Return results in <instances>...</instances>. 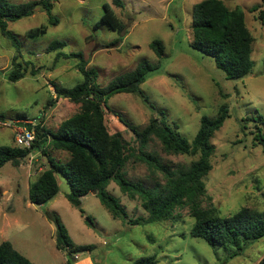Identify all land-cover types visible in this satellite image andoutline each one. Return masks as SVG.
<instances>
[{"label": "rangeland", "instance_id": "1", "mask_svg": "<svg viewBox=\"0 0 264 264\" xmlns=\"http://www.w3.org/2000/svg\"><path fill=\"white\" fill-rule=\"evenodd\" d=\"M123 1L124 7L113 0H55L52 13L59 18L58 25L49 24V16L41 8L33 15L9 22V30L20 40V49L0 31V114L5 117L0 120V145L17 146L18 121L43 123L57 130L64 120L80 112V104L66 98L53 106L47 105L56 94L54 83L73 87L84 78L78 69V58H58L57 51L47 52L54 40L66 42L64 54L83 52L87 67L96 69L97 83L101 86L148 60L158 68L148 74L141 89L158 109L166 110L169 122L176 124L189 140L195 137L203 115L215 117L222 104L229 106L230 116L212 138L213 168L204 178L207 194L203 204L215 205L223 214L242 206L264 211V145L253 139L257 123L244 120L264 117V0H223L230 8L243 9L255 37L254 68L241 79L228 78L214 58L191 46L192 11L202 0ZM104 2L111 3L126 24L123 33L105 24L93 30L104 13ZM42 25L48 27L45 35L38 38L26 35ZM116 39L118 43L105 47ZM155 39L165 45L162 56L151 47ZM15 56L28 71L13 82L8 73L13 69ZM34 70L38 74L34 75ZM109 106L141 127L154 116L149 105L134 93L115 94ZM20 114L25 115L21 120ZM106 121L111 132L122 131L133 141L119 117L107 111ZM149 149L160 153L165 161L189 163L197 158L169 155L157 140ZM50 153L62 162L70 158L64 150L50 149ZM32 155L33 159L30 156L20 165L8 162L0 167V243L10 241L33 264H68L67 252L56 247L57 226L53 216L60 218L76 245L92 247L77 256L81 261L76 264H92L87 257L94 264H137L140 258L150 256L157 259L156 264H258L264 257V238L249 241L236 252L193 237L195 218L184 208L176 210L182 215L177 221L130 224L129 220L147 217L148 213L139 199L127 197L115 181L108 185V191L126 207L127 218H114L93 193L83 197L82 212L69 201L70 186L60 172H56L59 192L47 203L36 205L29 199V187L47 168L48 161L39 152ZM127 168L128 178L147 185L154 183L155 177L147 165L130 163ZM157 174L161 179V174Z\"/></svg>", "mask_w": 264, "mask_h": 264}, {"label": "trees", "instance_id": "2", "mask_svg": "<svg viewBox=\"0 0 264 264\" xmlns=\"http://www.w3.org/2000/svg\"><path fill=\"white\" fill-rule=\"evenodd\" d=\"M124 7L123 0H113ZM55 0H31L13 3L0 0V31L10 38L16 48L20 49L18 36L9 30V22L23 16L33 15L38 8L49 16V24L58 25L59 18L53 15ZM104 13L96 21L93 30L105 24L111 30L123 33L124 21L116 14L109 2L103 4ZM257 7L255 6L254 9ZM263 18V17H261ZM191 46L201 53L214 58L216 65L231 79H241L251 74L254 68L252 58L255 37L249 29L242 8L228 7L223 0H202L194 5L192 11ZM48 27L42 25L27 32V36L38 38L47 33ZM94 37L93 35H91ZM118 39L105 47L118 43ZM66 42L54 40L47 47V52L57 51V57H74L79 59L78 69L83 80L73 87L54 83L55 96L48 101V106L55 105L64 98L80 104V112L64 120L57 130L47 128L43 123L32 125L35 140L29 147L0 145V167L8 162L20 165L33 152H39L48 161V166L30 184L29 199L36 205H42L54 198L59 192L56 172H60L70 186L67 194L69 201L82 212V199L86 195L96 194L102 204L114 218H127L128 212L121 201L108 191V185L115 181L122 192L132 200L139 199L141 206L148 213L147 217L129 220L130 224L141 222H158L165 219L177 221L181 214L178 208L188 209L195 218L191 229L193 237L206 240L210 245H220L225 250H242L247 242L264 238V211L249 206H242L229 214H223L215 206H205L203 200L207 194L204 178L213 168L212 156L215 145L212 138L230 116L229 106H220L218 115H203L200 127L189 140L181 134L176 124L168 120L166 110L158 109L148 95L141 89L150 72L158 68L148 60L141 61L136 68L117 76L107 86L97 83V71L87 67L88 61L83 52L64 54L62 49ZM153 50L160 56L165 52L162 40L151 43ZM28 67L13 59V69L8 73L10 81L23 78ZM264 73V71H263ZM38 74V71H33ZM118 93L139 95L153 110L154 116L144 127L126 120L120 113L113 111L109 100ZM107 111L119 117L127 127L133 141L127 139L122 131L111 132L107 125ZM20 114V120L24 118ZM0 114V120L4 119ZM256 122L254 140L264 145V117L252 116ZM247 128V125H243ZM169 155L197 157L189 163L165 161L160 153L150 150L156 142ZM50 149L69 152L70 158L62 162L50 153ZM137 162L147 165L151 176L155 177L152 185L142 180L127 177V167ZM160 173L162 178L158 176ZM96 191V193H94ZM56 222V247L69 255L68 264L80 261V253L90 251V245H76L68 230L58 216L52 217ZM91 224L93 220L86 217ZM154 256L142 257L137 264H156ZM0 264H33L29 258L18 251L10 241L0 243ZM258 264H264V257Z\"/></svg>", "mask_w": 264, "mask_h": 264}, {"label": "built area", "instance_id": "3", "mask_svg": "<svg viewBox=\"0 0 264 264\" xmlns=\"http://www.w3.org/2000/svg\"><path fill=\"white\" fill-rule=\"evenodd\" d=\"M4 124L8 125L7 122ZM35 140V133L32 129H27L25 126H16L15 131V141L17 146L20 147H29L32 142ZM31 159H33V155L31 154Z\"/></svg>", "mask_w": 264, "mask_h": 264}, {"label": "water", "instance_id": "4", "mask_svg": "<svg viewBox=\"0 0 264 264\" xmlns=\"http://www.w3.org/2000/svg\"><path fill=\"white\" fill-rule=\"evenodd\" d=\"M18 126H25L27 129H31L32 127V124L31 123H26L24 121H18L17 123ZM94 193H96V191H94Z\"/></svg>", "mask_w": 264, "mask_h": 264}, {"label": "crops", "instance_id": "5", "mask_svg": "<svg viewBox=\"0 0 264 264\" xmlns=\"http://www.w3.org/2000/svg\"><path fill=\"white\" fill-rule=\"evenodd\" d=\"M84 259H85V258H84ZM86 259L88 260L89 263L94 264V261H93L90 257H87ZM80 261H81V260H80ZM77 263H78V262H77ZM75 264H76V263H75Z\"/></svg>", "mask_w": 264, "mask_h": 264}]
</instances>
